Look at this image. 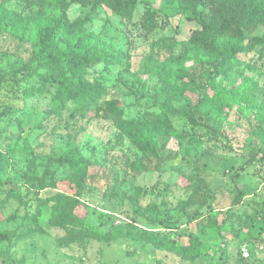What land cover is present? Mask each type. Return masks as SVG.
Returning a JSON list of instances; mask_svg holds the SVG:
<instances>
[{
    "label": "rangeland",
    "instance_id": "374dc122",
    "mask_svg": "<svg viewBox=\"0 0 264 264\" xmlns=\"http://www.w3.org/2000/svg\"><path fill=\"white\" fill-rule=\"evenodd\" d=\"M68 2L0 0V264H264V59L245 51L260 30L210 80L224 58L165 0L150 32L143 5L125 20ZM64 7L121 55L86 69L107 90L84 113L43 79L86 39L52 32ZM57 197L81 202V231L50 222Z\"/></svg>",
    "mask_w": 264,
    "mask_h": 264
},
{
    "label": "trees",
    "instance_id": "16d2710c",
    "mask_svg": "<svg viewBox=\"0 0 264 264\" xmlns=\"http://www.w3.org/2000/svg\"><path fill=\"white\" fill-rule=\"evenodd\" d=\"M71 3L92 6L99 4L125 20H131L137 7L143 5L144 10L138 18L139 25L147 32L162 26V22L158 21V10L153 8L151 0H69L68 4ZM165 3L173 13L184 15L188 21H194L198 25L188 38L194 48L214 52L217 58H224L219 60L221 67L215 66L208 75L210 80H213V75H220L224 71L223 64L227 68L236 64L235 61L231 62V59L242 50L237 45L240 41L236 37H240L244 32L254 33L260 30L259 35L251 36L245 51H252L257 58L264 59V0H165ZM61 4H64V1ZM67 22L64 7L53 24L52 32L64 35L76 33L74 37L82 34L86 39L79 46L58 51L53 60L56 63H64L66 70L43 79L54 87L52 99L56 105H63L67 100L76 101L81 113H84L107 90L102 84L87 80L86 69L97 63H103L106 68L120 62L121 55L99 41L96 36L89 37V33L81 27L74 28ZM108 107L114 110L111 102L108 103ZM185 115L193 120L191 113L186 112ZM126 133L136 142L134 128L131 127ZM240 201L241 195L238 191L231 205H236ZM79 205L81 202L76 198L57 197L50 222L62 225L69 232L72 229L81 231L80 227H76V221L83 220V217L76 213ZM85 235L102 237L91 231L85 232ZM0 236L8 239L5 234Z\"/></svg>",
    "mask_w": 264,
    "mask_h": 264
},
{
    "label": "built area",
    "instance_id": "2783aa9c",
    "mask_svg": "<svg viewBox=\"0 0 264 264\" xmlns=\"http://www.w3.org/2000/svg\"><path fill=\"white\" fill-rule=\"evenodd\" d=\"M243 254H244L245 256H246V255H248V253H247V252H244Z\"/></svg>",
    "mask_w": 264,
    "mask_h": 264
}]
</instances>
